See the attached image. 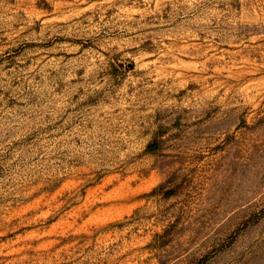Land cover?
Here are the masks:
<instances>
[{"label": "rangeland", "instance_id": "rangeland-1", "mask_svg": "<svg viewBox=\"0 0 264 264\" xmlns=\"http://www.w3.org/2000/svg\"><path fill=\"white\" fill-rule=\"evenodd\" d=\"M0 264H264V0H0Z\"/></svg>", "mask_w": 264, "mask_h": 264}]
</instances>
